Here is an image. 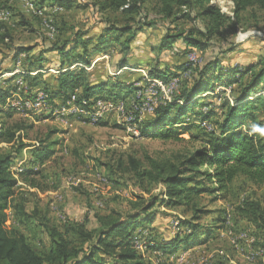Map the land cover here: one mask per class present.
<instances>
[{
	"label": "rangeland",
	"instance_id": "obj_1",
	"mask_svg": "<svg viewBox=\"0 0 264 264\" xmlns=\"http://www.w3.org/2000/svg\"><path fill=\"white\" fill-rule=\"evenodd\" d=\"M101 2L102 0H74L70 8L64 9L51 0H0V33L4 27L10 32L9 40L0 41V67H12L14 46H32L34 59L43 58L42 69L29 72L31 75L41 72L42 75L34 81L28 93L26 81L21 76L13 77L14 74L25 72L24 67H21L22 60H18L23 54L16 61L21 69L14 71L12 68L8 74L3 72L0 75V89L17 87L16 92L11 90L3 106L0 105V110L9 106L14 110L13 119L26 118L33 123V128L26 132L24 139L29 145L22 151L23 159L13 165L11 171L19 178L22 172L26 173L25 168L30 166V148L39 144L42 139L46 143L54 141L50 158L43 165L32 169V176L39 187L30 191L26 183L19 181L15 188L25 198L27 212L37 211L40 216L44 215L48 219L49 224L59 229L67 219L83 221L91 228L95 226L93 216L96 213L107 214L111 210L129 213L138 208L135 204L142 202L137 196L143 197L146 205L156 196L157 206L152 208L157 209L159 214L151 227L146 230L136 228L132 241L133 246L144 257L145 264H193L196 260L193 257L196 250L193 251V248L199 244L203 245L204 252L223 250L221 254L224 259H216L215 264H256L263 259L260 255L262 249L258 248L257 254L250 255L241 248H244L245 240H250L257 232L251 231L252 225L249 227L235 213V207L244 199L253 197L260 201L264 209L263 185H255L245 176L237 175L226 191L203 192L194 204L199 211L198 220H194L191 204L174 207L165 205L161 202L164 198L161 195V184L151 183L147 186L149 191L143 192L132 173L125 171L124 167L129 156L143 161L150 157L158 161L178 162L207 142L213 132H217L216 122L221 119L224 106L228 103L235 104L240 95L238 80L229 85L225 83L238 77L228 68L239 69L256 64L264 54V13L255 8L248 9L240 14L239 20L231 28L234 8L232 0H211L212 5L231 19L222 29V35L212 37L207 48L187 46L182 40H178L170 47L161 49L159 42L165 33L173 34L178 30L204 27L193 10L182 7L172 17H164L158 12L157 0H147L141 13L135 19L127 20V24L133 26L138 24L137 21L141 24L152 22L137 33L136 40L131 43L132 51L128 60L119 52V45L112 41L113 33L106 34L104 46L107 48L93 55L92 62L98 56L100 58L92 65L93 69L86 68L87 76L90 84L103 82V85L84 104L78 105L73 99L64 101L58 97L49 98L44 110L33 105L21 109L19 101H29L37 94L48 95L41 87L48 86V91L53 86L57 88L55 76L78 65L77 59L72 56L61 58L55 50H51L55 43L60 45L73 32L84 39L96 38L107 26L112 28V24H124L119 13H112L108 9L101 12L98 5ZM21 20L28 24L18 25ZM94 43L95 41L88 48ZM64 45L69 50L73 43L70 39ZM76 48L75 52L81 51V46ZM122 58L129 62L127 66H119ZM214 58L218 61L217 67L199 77V72L208 59ZM147 66L162 70L163 77L167 79L149 76ZM9 77L13 78L7 83L5 78ZM194 81L206 83L207 91L188 102L180 99L181 95L189 92ZM170 83L173 86L171 89ZM128 85L138 89L128 91ZM80 91L76 89L75 93ZM256 95L264 96V91L260 88ZM81 97L80 95L79 98ZM145 101L156 106L173 104L166 118L172 120L178 116L179 119L175 125H165V128H174L175 133L170 138L153 136L158 127L142 133L146 123L158 118L154 113H143L141 107H145ZM96 103L104 104L105 107L98 110ZM181 105L189 106L185 113H181ZM154 109L155 107L153 112ZM98 112H102L99 118L96 117ZM205 116L206 119H203ZM262 116L264 117V112ZM0 150L8 151V146L0 143ZM119 161L124 162V166H119ZM199 170L210 169L203 166ZM203 185L206 188H216L213 181L210 183L205 179ZM41 188L48 190L43 191ZM185 220L190 225L179 224ZM37 223L38 220L33 218L27 223H18L10 212L6 226L22 231L40 250L45 246L46 238ZM195 223L199 227L193 230ZM258 233L260 237L263 235ZM175 236L181 241L172 252L154 251L145 246L147 240L168 242ZM184 238L186 241H183ZM137 242L141 246L134 245ZM228 248L234 250V253L231 254ZM201 251L202 249L200 253H204Z\"/></svg>",
	"mask_w": 264,
	"mask_h": 264
},
{
	"label": "trees",
	"instance_id": "obj_2",
	"mask_svg": "<svg viewBox=\"0 0 264 264\" xmlns=\"http://www.w3.org/2000/svg\"><path fill=\"white\" fill-rule=\"evenodd\" d=\"M59 7L68 9L73 5L74 0H51ZM147 0H102L100 11L108 9L112 13H119L124 19V24H112V28L107 26L96 38L84 39L79 34L70 35L64 41L55 43L51 50H55L61 58L77 59L78 63L90 66L92 57L96 53L103 52L107 47L106 37L113 33L112 41L119 45V52L128 60L131 53V43L136 40L137 33L142 31L144 26H150L152 22L143 23L137 21V25L127 24V20L135 19L141 13L143 5ZM158 12L164 17H172L175 11L181 8L193 10L196 18L203 24V29L197 27L178 30L173 34L165 33L159 42L160 48L170 47L174 42L182 40L187 46L209 47L212 37L222 35V29L229 22L227 18L211 0H157ZM233 19L230 22L231 28L235 21H238L240 14L248 9L255 8L264 13V0H232ZM10 16V12H9ZM8 16V17H9ZM146 17V14H145ZM122 19V20H123ZM18 25L28 24L21 20ZM230 25V24H229ZM233 26V27H232ZM4 27L0 33V41L10 39V32ZM77 32V31H76ZM107 34V35H106ZM73 46L68 50L65 42L70 40ZM110 39V40H111ZM95 43L89 49L88 46ZM81 46V51L75 52L76 47ZM11 59L12 67H0V75L15 66V62L20 54L24 56L22 66L24 73L14 74L13 77L21 76L26 81L27 93L31 90L34 81L38 80L42 74L31 75L29 72L42 69L43 58L34 59L35 52L32 46H14ZM228 51V50H227ZM210 60L206 62L199 72V77L211 72L217 67L218 61ZM122 58L119 66H127L128 61ZM36 64L38 65L36 67ZM25 65V66H24ZM33 67H35L33 69ZM238 75L235 80L225 82L229 85L236 80L239 81L240 95L235 104L228 103L223 108L221 119L216 122L217 132H213L200 147L190 154L182 157L178 162L158 161L148 157L145 161L135 156L127 157L125 171L132 173L135 182L141 187L143 192L149 191L151 183H159L163 186L161 191V202L169 207L179 204H191L193 206L194 220H198V209L194 207L196 198L206 191H226L237 175L245 176L255 185L264 186V96L256 95L258 89L264 91V54L259 58L258 63L249 64L244 68H228ZM244 69V71H243ZM147 73L151 77L163 78V71L147 66ZM88 70L77 65L71 69L61 71L55 76L57 88L50 91L48 86L41 87L49 98H62L65 100L73 98L74 103L84 104L96 89L103 85L90 84ZM11 77V78H13ZM5 78L9 83L10 79ZM219 79V77H217ZM198 81V80H197ZM193 82L189 92L181 95L180 99L187 102L196 98L199 94L207 91V84L203 82ZM213 86V85H212ZM7 88V87H5ZM80 89L79 93H75ZM126 89L137 90L133 86H126ZM17 91L13 89H0V105L5 103L6 97ZM23 94V92H21ZM82 96L79 98V96ZM252 97V98H250ZM49 100V99H48ZM70 101V100H68ZM195 104V102H193ZM173 104L158 105L154 109V114L158 116L154 122L146 123L142 128V133H148L153 127V136L159 138H170L174 133V128H165L166 123L175 125L178 123V116L172 120H167L166 116ZM3 106V105H2ZM0 110V143L8 146V151L0 150V264H145L144 257L133 246V238L136 228L146 230L151 227L159 214L158 210L152 208L156 205V196L150 204L146 205L141 196H137L139 204H135L137 209L129 213H121L111 210L107 214H94L95 226L88 228L83 221L65 220L59 229L53 224H49L45 216H40L37 211L31 213L26 210V200L20 192L16 191L18 182L22 181L29 187H39L37 180L33 178L34 167L44 164L53 154L52 144L45 139L39 140V144H34L30 148V166L21 173L18 178L11 167L22 157L23 149L29 144L24 141L26 132L33 128V123L26 118H14L13 109ZM189 106L181 105V113H185ZM13 110V111H12ZM160 113H164L160 114ZM180 113V114H181ZM206 119V116L203 118ZM124 166V162L119 161V166ZM207 166L210 170L200 171L199 168ZM202 178V180L200 179ZM203 179L216 184V188H206ZM42 189V188H41ZM44 189V188H43ZM157 206V205H156ZM10 212L18 223H27L30 219L38 220V225L46 238L43 249L38 250L30 242L28 237L17 228H7ZM235 213L251 224L257 232L264 235V209L257 198L248 197L235 207ZM197 214V215H196ZM180 225H190L189 221L179 222ZM192 227V226H191ZM199 227L197 223L193 225ZM141 233V232H140ZM181 239L178 236L168 242L155 240L145 241L148 249L160 252H172L178 246ZM186 241V238L183 239ZM38 245V244H36Z\"/></svg>",
	"mask_w": 264,
	"mask_h": 264
},
{
	"label": "crops",
	"instance_id": "obj_3",
	"mask_svg": "<svg viewBox=\"0 0 264 264\" xmlns=\"http://www.w3.org/2000/svg\"><path fill=\"white\" fill-rule=\"evenodd\" d=\"M23 56H24V54H23ZM99 58H100V56H98V58H96L95 62H91L90 66H88V67L92 68V65H94V63H96V61H98ZM18 60H20V59H18ZM78 65L83 66V64H79V63H78ZM21 67H22V65H21ZM21 67H19L16 64V62H15V66L13 68H14V71H17L18 69H21ZM83 67L87 68L86 66H83ZM6 73L8 74L9 72L7 71ZM53 88H55V86H53ZM22 159L23 158L21 157V159H19L18 161H21ZM34 188H36V187H32V188L29 187L30 191H34ZM42 190L46 191V190H48V188H45V189H42ZM70 220H72V219H70ZM247 224L249 225V227L251 226V224H249V223H247ZM251 231H256L257 232V230L253 226H251ZM258 234L259 233L257 232V234H254L253 237H250L251 238L250 240H245L246 243L243 244L244 248H241L244 252H248V254H250V255L257 254L258 248L262 249V252H264V237H263V235H261V237H260ZM201 245L202 244L196 245V246H194L195 248H193V251L196 250V252H193V253H196V255L193 256V257L196 258V260H194L193 264H211V263L215 264L214 261L216 262L217 261L216 259H218V258L224 259L223 254H221L223 252V250H219V251H214L212 253H208L209 251H207V252L203 251L204 248H202L203 245L202 246ZM201 249H202L201 252H204V253H200ZM228 250H230L229 252L231 254L234 253V250H232L230 248H228ZM262 252L260 253V255L263 256V259L262 260H258V262L256 264H263V262H264V253H262ZM211 254H213L214 256L210 257L209 255H211ZM226 259L227 258H225V260ZM222 263L223 262H221L220 264H222ZM228 264H229V262H228Z\"/></svg>",
	"mask_w": 264,
	"mask_h": 264
},
{
	"label": "built area",
	"instance_id": "obj_4",
	"mask_svg": "<svg viewBox=\"0 0 264 264\" xmlns=\"http://www.w3.org/2000/svg\"><path fill=\"white\" fill-rule=\"evenodd\" d=\"M169 85H170V89H171L173 87L172 86V83H170ZM48 99H49V96L48 95L37 94L34 99H31L29 101H19V103H21V109L24 106L25 107H28L29 105H33L35 107L41 108V110H42V109L45 108V105L47 104ZM69 100H71V99H69ZM95 107L98 110H100V109H102L105 106H104V104L103 105H100L99 103H96L95 104ZM153 107H156V105L154 103L152 104L149 101H145V107H141V109H143V113H145V112L153 113ZM133 133H136V132L133 131ZM134 245L141 246V244H139V242L135 243Z\"/></svg>",
	"mask_w": 264,
	"mask_h": 264
},
{
	"label": "bare ground",
	"instance_id": "obj_5",
	"mask_svg": "<svg viewBox=\"0 0 264 264\" xmlns=\"http://www.w3.org/2000/svg\"><path fill=\"white\" fill-rule=\"evenodd\" d=\"M42 8V7H41ZM38 9V8H37ZM36 11H40V10H36ZM154 82V81H153ZM156 84V83H155ZM164 84V83H163ZM165 85V84H164ZM159 86V85H158ZM161 87V86H160ZM160 90V89H159ZM35 93V92H34ZM46 94V93H45ZM30 96H32V95H30ZM73 99V98H72ZM26 100V99H25ZM75 100V99H74ZM23 101V100H22ZM75 102V101H74ZM17 103V102H16ZM17 105V104H16ZM47 105V104H46ZM20 106V105H19ZM48 106V105H47ZM73 107V106H72ZM124 107V106H123ZM45 109V108H44ZM44 109H42V110H44ZM42 112V111H41ZM76 112V111H75ZM78 112V111H77ZM74 113V112H73ZM101 113L102 112H98L97 114H96V117L97 118H99L100 116H101ZM104 115V114H103ZM93 118V117H92ZM95 120V119H94ZM132 121V120H131ZM129 124H132L131 122L129 123ZM137 238V237H136ZM143 239V238H142ZM135 241V240H134ZM137 248H139V247H137Z\"/></svg>",
	"mask_w": 264,
	"mask_h": 264
}]
</instances>
